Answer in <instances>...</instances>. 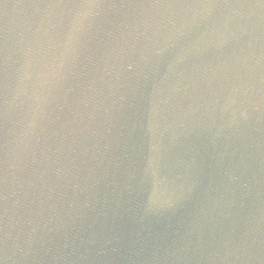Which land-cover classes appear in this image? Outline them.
Returning <instances> with one entry per match:
<instances>
[{"label":"water","instance_id":"1","mask_svg":"<svg viewBox=\"0 0 264 264\" xmlns=\"http://www.w3.org/2000/svg\"><path fill=\"white\" fill-rule=\"evenodd\" d=\"M0 264H264V0H0Z\"/></svg>","mask_w":264,"mask_h":264}]
</instances>
